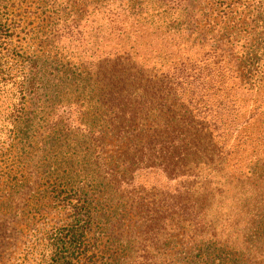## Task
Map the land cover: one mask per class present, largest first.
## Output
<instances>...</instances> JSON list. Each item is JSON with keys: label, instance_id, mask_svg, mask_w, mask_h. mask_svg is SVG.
<instances>
[{"label": "rangeland", "instance_id": "rangeland-1", "mask_svg": "<svg viewBox=\"0 0 264 264\" xmlns=\"http://www.w3.org/2000/svg\"><path fill=\"white\" fill-rule=\"evenodd\" d=\"M112 1L0 0V264H44L84 201L97 264H202L212 234L264 254V0ZM177 77L198 148L157 126Z\"/></svg>", "mask_w": 264, "mask_h": 264}, {"label": "trees", "instance_id": "trees-1", "mask_svg": "<svg viewBox=\"0 0 264 264\" xmlns=\"http://www.w3.org/2000/svg\"><path fill=\"white\" fill-rule=\"evenodd\" d=\"M145 1L147 0H131L132 13L141 15L143 13V11L140 10L141 5ZM115 2L116 0L111 3ZM161 5L162 4H159L158 6ZM190 17L192 18L193 16ZM206 20L207 18L201 19V21L204 22ZM206 27V23H203L200 27L199 25H194V22H191L190 27L185 31L189 36L194 33L195 37L201 40L202 36L205 35L204 29ZM168 29L170 30L173 28L169 26ZM261 50L264 53V46ZM251 59L258 63L257 58L254 60V57H251ZM180 79V77L173 78V81L168 84L167 89L164 91L168 97L165 98L163 96L160 98L158 105L164 110L163 114L165 117L164 120L158 121L157 126L161 127V133L163 135L166 134L167 140L164 141L163 144L188 150L192 149V147L198 148L200 145L208 143L206 134L207 126L202 124L199 118L198 114L203 111L197 108L198 102H194L193 108H191V101L186 105L181 98V92L180 90L178 91L177 88H181V84L184 81H180ZM162 99H164L165 102H162ZM146 100L143 101L142 104H140L141 101L138 103L141 108L136 110L137 112H135L134 115H137L140 110H145L147 108ZM124 105L126 106L125 103ZM193 110H196V114H193ZM125 112H127L126 107H124L122 113ZM146 131L147 130H144L142 135L149 138L150 134ZM80 201L81 199L79 202ZM99 221V216H97L96 212H93L91 201L74 204L72 206L69 222L63 226H54L50 230L47 241L45 240L50 254L45 257L44 264H97L96 258L98 256L93 250L90 252L86 241L88 240L87 235L92 225ZM2 235L3 234L0 233V237ZM106 244L107 242L104 244L105 246H103V248L106 247ZM93 245L94 248L97 247V242L94 241ZM250 246L247 245L246 247L236 249L228 239L221 243L217 241L215 235L212 234L210 238L203 240L199 249V260L202 264H263L264 254L261 253L259 249H252ZM112 254L113 253L109 254V259L104 262V264L118 263V260L114 261L116 257L113 258ZM46 255L47 254L44 256ZM131 263H134V261L128 264Z\"/></svg>", "mask_w": 264, "mask_h": 264}]
</instances>
